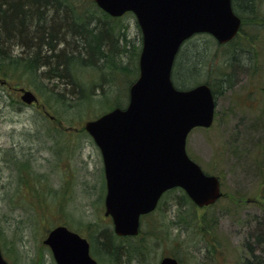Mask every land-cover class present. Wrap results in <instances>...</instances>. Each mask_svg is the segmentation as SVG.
<instances>
[{"label": "rangeland", "instance_id": "374dc122", "mask_svg": "<svg viewBox=\"0 0 264 264\" xmlns=\"http://www.w3.org/2000/svg\"><path fill=\"white\" fill-rule=\"evenodd\" d=\"M69 1L78 13L90 16V23L111 21L93 0ZM257 5L258 17L246 13L236 41L218 46L211 35L196 34L183 44L176 60L180 68L186 52L206 48L203 70L188 79L190 84L232 73L222 85L215 81L219 90L214 124L193 129L187 139L189 155L206 172L221 177L225 194L202 208L183 199L182 189L167 192L159 209L142 220L136 238L140 249L126 254L131 264H158L167 254L176 255L182 264H244L256 254L264 262V0ZM115 25L125 32L121 43L128 41L120 62L127 69L110 68L107 62H100V68H79V78L102 99L85 104L70 130L66 122L50 117L54 110L31 76L0 84V244L11 264H57L44 238L59 224L87 237L93 242L91 255L100 264H111L98 248L97 235L113 231L111 217L105 215L103 157L84 123L115 103L126 106L129 87L139 74L143 38L135 14L126 13ZM15 86L33 90L40 103L23 102ZM62 91L74 102V91ZM17 161L29 162L34 171L21 173ZM193 215H204L206 223L194 227L196 222L189 221ZM155 227L161 228L162 238L153 235ZM126 259L124 254L120 261Z\"/></svg>", "mask_w": 264, "mask_h": 264}, {"label": "water", "instance_id": "95a60500", "mask_svg": "<svg viewBox=\"0 0 264 264\" xmlns=\"http://www.w3.org/2000/svg\"><path fill=\"white\" fill-rule=\"evenodd\" d=\"M112 16L135 13L142 30L140 73L129 89V103L85 123L100 147L107 180L106 215L120 236L137 235L141 216L156 209L169 189L183 188L198 206L215 203L223 194L218 175L206 173L187 152L196 127L214 122L216 99L208 83L178 88L172 79L176 56L196 33L211 34L224 44L239 33L242 18L232 0H95ZM5 81L0 78V83ZM26 103L37 95L22 87ZM57 264H98L90 243L66 225L48 233ZM0 264H10L0 247ZM160 264H180L172 256Z\"/></svg>", "mask_w": 264, "mask_h": 264}, {"label": "trees", "instance_id": "16d2710c", "mask_svg": "<svg viewBox=\"0 0 264 264\" xmlns=\"http://www.w3.org/2000/svg\"><path fill=\"white\" fill-rule=\"evenodd\" d=\"M259 1L233 0V5L239 15L242 13L240 16L244 20L247 18L246 13L253 14L251 18L255 19L258 15H254V10ZM93 2L95 4L94 0ZM77 11V6L69 0H0V74L8 81L14 79L16 82L17 77L19 79V77L31 76L30 79L35 81L36 88L41 93L45 104L54 110L56 119L66 122L69 127H73L76 114L83 110L85 104L91 105L94 101L102 99V97L95 98L93 88L79 78V68H100V62H107L110 68L127 69V66L120 64L128 51V41L121 43L123 38H119L125 36V32L115 25L120 18L110 17L101 10L103 17L111 19L108 23L105 22V26L104 23L95 21L90 23L89 15L80 14ZM112 21L116 23H110ZM238 36L230 43L236 41ZM214 42L218 46H223L213 39ZM17 49L21 52L17 53ZM206 55V48L186 52L181 67L179 68L177 63L173 72L177 73L179 82L175 84L178 87L189 88L197 84H190L188 79L191 76L200 75ZM222 75L219 74L216 78L207 77L205 80L212 86L215 95L219 90L215 81H219L218 85H222L226 80L230 81L232 73L229 72L225 78ZM41 78L52 82V86H48V82H43ZM46 85L48 87H45ZM62 87L75 92L74 102H71L63 93ZM115 106H123V104L115 103ZM17 169L21 173L34 171L33 166L26 161H17ZM182 195V198L194 207L185 192ZM42 197L44 202H48L46 197L43 195ZM160 204L156 210L159 209ZM32 215L35 214L32 213ZM199 220L201 222H198ZM204 220V215H193L189 221L196 222L194 226L196 227L198 223H204ZM154 229L156 231L153 235L158 238L160 235L162 238L161 228ZM196 230L200 231V229ZM97 235L100 243L98 248L111 261V264H121L120 259L124 254L127 259L122 264H131L132 258L126 254L137 253L140 249V244L136 242L137 237L121 238L112 230L98 231ZM244 264H264V262L261 256L256 255L253 260L247 259Z\"/></svg>", "mask_w": 264, "mask_h": 264}, {"label": "bare ground", "instance_id": "6f19581e", "mask_svg": "<svg viewBox=\"0 0 264 264\" xmlns=\"http://www.w3.org/2000/svg\"><path fill=\"white\" fill-rule=\"evenodd\" d=\"M242 22L244 23V19H243V17H242ZM215 97H216V95H215ZM187 196H188V198L191 200V202L193 203V200L190 198V196L187 194V193H185Z\"/></svg>", "mask_w": 264, "mask_h": 264}]
</instances>
